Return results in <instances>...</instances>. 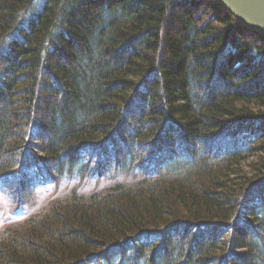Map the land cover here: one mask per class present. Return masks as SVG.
<instances>
[{"label": "trees", "instance_id": "1", "mask_svg": "<svg viewBox=\"0 0 264 264\" xmlns=\"http://www.w3.org/2000/svg\"><path fill=\"white\" fill-rule=\"evenodd\" d=\"M50 188L0 264H264V37L218 0H0V196Z\"/></svg>", "mask_w": 264, "mask_h": 264}, {"label": "water", "instance_id": "2", "mask_svg": "<svg viewBox=\"0 0 264 264\" xmlns=\"http://www.w3.org/2000/svg\"><path fill=\"white\" fill-rule=\"evenodd\" d=\"M243 27L264 37V0H218Z\"/></svg>", "mask_w": 264, "mask_h": 264}, {"label": "rangeland", "instance_id": "3", "mask_svg": "<svg viewBox=\"0 0 264 264\" xmlns=\"http://www.w3.org/2000/svg\"><path fill=\"white\" fill-rule=\"evenodd\" d=\"M39 3V2H38ZM37 3V4H38ZM34 190V189H33ZM51 188L45 193L43 190L39 191L36 189L33 191V197L30 202L32 204V209L27 205L22 207H16L13 202H11L7 197L0 196V229L5 224V222H17L24 219L31 212L39 209L46 201H48Z\"/></svg>", "mask_w": 264, "mask_h": 264}, {"label": "bare ground", "instance_id": "4", "mask_svg": "<svg viewBox=\"0 0 264 264\" xmlns=\"http://www.w3.org/2000/svg\"><path fill=\"white\" fill-rule=\"evenodd\" d=\"M28 215H29V214H28ZM28 215H27V216H28ZM25 218H26V217H25Z\"/></svg>", "mask_w": 264, "mask_h": 264}]
</instances>
